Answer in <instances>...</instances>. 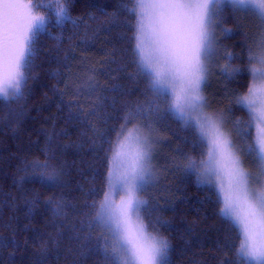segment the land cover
<instances>
[{
  "label": "snow or ice",
  "instance_id": "obj_1",
  "mask_svg": "<svg viewBox=\"0 0 264 264\" xmlns=\"http://www.w3.org/2000/svg\"><path fill=\"white\" fill-rule=\"evenodd\" d=\"M73 5L74 0H0V106L9 119L23 117L20 101L37 78L35 61L47 37L58 53L51 89L57 108L67 111L65 122L80 126L84 138L61 145L69 133L57 131L53 120L40 155L21 161L20 172L53 192L46 201L52 231L41 242L42 253L58 248L67 232L70 264H170L172 244L160 231L167 222L154 217L146 193L161 171L174 170L195 178L224 225L218 264H264V0H121L111 14L98 8L120 29L121 47L104 53V85L101 73L84 60L73 71L76 48L87 46L90 30L93 37L98 31L89 24L95 14L74 17ZM229 19L244 37L239 54L220 40L234 35L224 26ZM241 19L255 22L252 35L240 28ZM68 25L83 27L85 40L60 57ZM214 75L237 85L223 93L225 106L206 95ZM164 118L185 132L186 149L178 148L170 169L161 170L155 162L156 124ZM84 143L93 154L94 174L87 190L78 185L77 199L65 195L68 164L62 157ZM38 200V194L26 199L29 211ZM7 246L0 240V247Z\"/></svg>",
  "mask_w": 264,
  "mask_h": 264
},
{
  "label": "trees",
  "instance_id": "obj_2",
  "mask_svg": "<svg viewBox=\"0 0 264 264\" xmlns=\"http://www.w3.org/2000/svg\"><path fill=\"white\" fill-rule=\"evenodd\" d=\"M121 0H74L72 15L79 17L89 13L95 14L96 19L89 21L91 29H98L93 37L91 30L87 37V46L77 47L71 61L73 71L83 67L84 60L89 66H95L101 73L98 79L101 85L107 83L105 73L108 71L107 58L104 53L113 47L119 49L120 29L109 25L107 18L97 11L103 8L111 14L120 5ZM236 22L229 19L224 25L232 29L234 35L220 36V40L229 52L239 54L244 37L236 31ZM240 28L252 35L255 22L249 19L239 21ZM58 31V30H54ZM72 39L69 40L68 37ZM85 40L83 27L73 30L71 25L65 29L64 43L60 45L59 56L63 50L75 45H82ZM40 51L35 61L37 78L29 81L30 93L20 101L24 115L18 121L8 118V110L0 106V240L8 246L0 247V264H70L68 254L70 233L65 234L60 246L53 247L49 252L42 253L40 245L47 240L52 231V216L46 206L48 197L53 195L51 190L42 187L38 180H31L20 172L21 161L27 156H39L38 149L45 144V132H51L55 120L56 130L67 129L69 135L59 141L63 144H80L84 138L80 136L81 127L74 123H66L67 111L60 112L57 108L58 97L53 96L52 86L58 77L53 73L57 68L56 42L41 38ZM223 55V53H221ZM221 64L223 60L219 61ZM116 67V65H112ZM60 71L64 68L61 65ZM62 87V85H61ZM237 87L235 82H229L219 75H214L208 84L206 95L219 106L227 105L223 93L227 89ZM47 94V95H46ZM139 93L130 97L136 99ZM69 98H65V103ZM89 103L88 101H81ZM17 109V105H11ZM157 167L170 169V160L176 155L177 149H186L182 143L185 132L179 124L164 118L157 122ZM67 161L68 191L65 195L79 199L82 195L78 185L85 190L92 186L94 169L93 154L87 143L84 147H69L64 153ZM24 177V181H21ZM98 184V179H97ZM22 190L29 195L22 197ZM38 194L39 200L29 211L26 199H32ZM59 195V191L55 193ZM146 198L152 205L155 216H159L167 224L160 228L172 244L169 256L170 264H218L222 259L224 243V225L219 219L211 203L206 200V192L195 182L194 177H186L180 171L170 170L160 172V179L155 186L149 187ZM10 225V227H7ZM85 264H93L91 259Z\"/></svg>",
  "mask_w": 264,
  "mask_h": 264
},
{
  "label": "rangeland",
  "instance_id": "obj_3",
  "mask_svg": "<svg viewBox=\"0 0 264 264\" xmlns=\"http://www.w3.org/2000/svg\"><path fill=\"white\" fill-rule=\"evenodd\" d=\"M157 163V161H155Z\"/></svg>",
  "mask_w": 264,
  "mask_h": 264
}]
</instances>
